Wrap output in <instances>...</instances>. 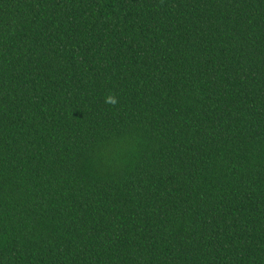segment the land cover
I'll use <instances>...</instances> for the list:
<instances>
[{
  "label": "trees",
  "instance_id": "obj_1",
  "mask_svg": "<svg viewBox=\"0 0 264 264\" xmlns=\"http://www.w3.org/2000/svg\"><path fill=\"white\" fill-rule=\"evenodd\" d=\"M0 264H264V0H0Z\"/></svg>",
  "mask_w": 264,
  "mask_h": 264
}]
</instances>
